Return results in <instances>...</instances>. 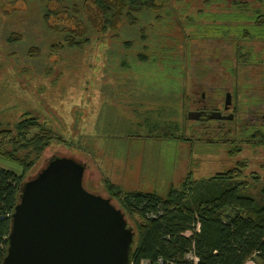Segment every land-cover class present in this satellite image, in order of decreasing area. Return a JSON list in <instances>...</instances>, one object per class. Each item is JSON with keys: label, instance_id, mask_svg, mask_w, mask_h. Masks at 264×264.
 Listing matches in <instances>:
<instances>
[{"label": "rangeland", "instance_id": "obj_1", "mask_svg": "<svg viewBox=\"0 0 264 264\" xmlns=\"http://www.w3.org/2000/svg\"><path fill=\"white\" fill-rule=\"evenodd\" d=\"M37 6L38 0H0V123L12 126L23 105L31 103L34 114L52 122L63 134L62 141L53 142L43 151L36 165L24 174V180L35 176L54 156H69L84 164V186L105 196L118 188L162 194L171 185L180 188L188 170L198 180L232 167L237 160L249 164L246 176L254 172L264 179V148L238 140L243 138L239 133L244 129L264 127V64L256 65L252 72L241 71L234 78L225 59L232 55L231 43L225 42L223 50L214 43L210 46L212 55H204L202 60L194 57L189 62L184 79L183 73L174 72L177 67L172 63L185 57L187 49L198 48L194 52L197 56L205 47L195 42L183 45L194 32L190 27L182 31L178 23L182 16L156 24L154 43L149 41L145 50L138 42L126 49L120 39L135 38L136 31L123 28L121 38L105 33L97 44L92 42L80 52L37 60L27 55V48L33 45L45 51L52 41L41 26ZM51 22L59 21L52 17ZM10 31L21 32L22 40L7 43L5 36ZM254 43L255 51L264 59V41ZM140 51L143 59L139 62L135 55ZM128 60L130 67L120 65ZM234 83L243 89L237 92V119L231 123V135L208 132L188 118V112L194 113L189 110L197 108L190 106L186 97L199 99L202 90L195 94L192 87L203 86V98L221 97L223 103L225 91L231 102L235 100ZM182 90L186 91L185 103L179 93ZM153 114L160 121H178L184 139L156 137L150 121ZM181 131L174 133L178 136ZM234 136V142L243 144L236 155L229 152ZM0 167L21 172V166L2 157ZM244 189L247 193L251 188ZM125 216L135 231L134 220Z\"/></svg>", "mask_w": 264, "mask_h": 264}, {"label": "trees", "instance_id": "obj_2", "mask_svg": "<svg viewBox=\"0 0 264 264\" xmlns=\"http://www.w3.org/2000/svg\"><path fill=\"white\" fill-rule=\"evenodd\" d=\"M37 8L41 26L52 38L45 51L33 45L27 48V55L37 60L80 52L92 42L97 44L105 33L121 38L123 28L136 31L135 38L120 39L125 48L131 49L138 42L145 50L149 41L154 43L156 24L182 16L178 22L182 31L190 27L194 32L188 39L182 37L183 45L195 42L205 47L199 57L194 56L198 48H190L185 57L172 63L177 67L174 72L183 73L184 79L189 62L194 57L202 60L204 55H212L210 46L214 43L221 50L225 42L231 43L232 55L225 59L234 78L241 71L252 72L256 65L264 64L254 49V42L264 41V0H38ZM52 17L59 22H51ZM22 38L21 32L10 31L5 41L14 44ZM135 58L142 61V52ZM120 65L130 67V62ZM179 93L185 103L186 91ZM34 111L27 103L12 126L3 127L0 123V157L21 166L19 174L0 167V263L7 248L10 214L25 181L24 174L36 165L49 145L63 140L60 130ZM158 119L154 114L150 119L156 137L184 139V129L178 121ZM179 129L182 133L177 136L174 131ZM239 134L243 137L239 141L264 148V127L244 129ZM233 140L229 142V152L236 155L243 144ZM248 165L245 160H237L232 167L198 180L188 170L180 188L171 185L162 194L119 188L109 194L135 222L132 264L151 263L158 258L163 264H245L248 260L264 264V179L254 172L246 176ZM106 182L113 186L108 179ZM246 187L251 189L244 193Z\"/></svg>", "mask_w": 264, "mask_h": 264}, {"label": "water", "instance_id": "obj_3", "mask_svg": "<svg viewBox=\"0 0 264 264\" xmlns=\"http://www.w3.org/2000/svg\"><path fill=\"white\" fill-rule=\"evenodd\" d=\"M84 171L74 158L54 156L23 182L0 264H132L135 231L111 196L84 186Z\"/></svg>", "mask_w": 264, "mask_h": 264}, {"label": "flooded vegetation", "instance_id": "obj_4", "mask_svg": "<svg viewBox=\"0 0 264 264\" xmlns=\"http://www.w3.org/2000/svg\"><path fill=\"white\" fill-rule=\"evenodd\" d=\"M226 78V77H224ZM232 83H233V79H232ZM233 85L237 86L236 88L234 87L235 90H233L234 92V98L235 100L231 102V97H230V101H227V96L226 94L228 93V91H225V99L222 103V98L220 97L219 99H217V97H212V96H208V98H203L205 96V91L203 90V86H194L191 88V90H193L192 92L197 94L199 89H202L200 94V98L197 99L195 98H191V96L186 97V101L189 102L190 106H194L195 110H189V111H193L195 114V121H197L199 124V126L203 127L201 129L203 130H207L208 132L211 130L216 131L217 133H219V135L223 134L225 135V133H229L230 135L232 134V125L231 123H233L237 118H236V107L238 105V101L237 99V92H241V88L243 89V86L239 84L234 83ZM224 88V87H223ZM200 91V90H199ZM231 93V92H230ZM217 99V101H216ZM212 111H217L219 112V114L221 116H227V115H232L233 117L231 119H226V118H208L209 114ZM264 117V115H263ZM210 125H213L210 127ZM237 131V130H235ZM237 136H234L232 138H230V141L232 139H236ZM229 139V138H228Z\"/></svg>", "mask_w": 264, "mask_h": 264}, {"label": "built area", "instance_id": "obj_5", "mask_svg": "<svg viewBox=\"0 0 264 264\" xmlns=\"http://www.w3.org/2000/svg\"><path fill=\"white\" fill-rule=\"evenodd\" d=\"M141 264H163V261H162L161 258H158L157 260H155V261H153L151 263L149 261H142Z\"/></svg>", "mask_w": 264, "mask_h": 264}, {"label": "crops", "instance_id": "obj_6", "mask_svg": "<svg viewBox=\"0 0 264 264\" xmlns=\"http://www.w3.org/2000/svg\"><path fill=\"white\" fill-rule=\"evenodd\" d=\"M245 264H257L255 260H248Z\"/></svg>", "mask_w": 264, "mask_h": 264}]
</instances>
